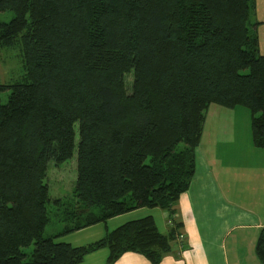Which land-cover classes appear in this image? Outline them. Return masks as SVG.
<instances>
[{
    "label": "trees",
    "instance_id": "trees-1",
    "mask_svg": "<svg viewBox=\"0 0 264 264\" xmlns=\"http://www.w3.org/2000/svg\"><path fill=\"white\" fill-rule=\"evenodd\" d=\"M254 9L255 0H0L13 13L0 46H17L22 64L19 81L0 83V264H77L100 248L104 264L126 251L160 263L181 229L176 205L207 107L249 109L253 145L264 149ZM75 149L81 221L67 226L65 212L62 229L44 236L48 163ZM140 207L167 211V232L146 216L80 246L57 241ZM255 253L264 264V227Z\"/></svg>",
    "mask_w": 264,
    "mask_h": 264
},
{
    "label": "crops",
    "instance_id": "crops-1",
    "mask_svg": "<svg viewBox=\"0 0 264 264\" xmlns=\"http://www.w3.org/2000/svg\"><path fill=\"white\" fill-rule=\"evenodd\" d=\"M254 13L257 24L253 28L264 55V0H255ZM237 108H225L229 110L218 116L206 109L195 149L194 174L176 205L181 229L159 264H262L255 244L264 227V149L253 145L249 132H240L238 117L244 111L239 108L237 117ZM146 216L154 219L162 233L171 225L167 211L140 207L63 235L57 241L80 246L99 239L107 230ZM107 255L108 250L100 248L77 264H104ZM112 264L151 262L139 253L126 251Z\"/></svg>",
    "mask_w": 264,
    "mask_h": 264
},
{
    "label": "rangeland",
    "instance_id": "rangeland-1",
    "mask_svg": "<svg viewBox=\"0 0 264 264\" xmlns=\"http://www.w3.org/2000/svg\"><path fill=\"white\" fill-rule=\"evenodd\" d=\"M255 11V9H254ZM255 14V13H254ZM254 14H251V22H255ZM13 16L12 11L5 10L0 11V24L8 22ZM22 73V64L19 56V51L17 46H0V83L12 84L19 81ZM124 80L126 82L127 91H131V83L133 80L132 73L125 74ZM8 97V91L1 93L0 98L4 103ZM219 108V109H217ZM221 108V109H220ZM243 110L244 113L238 117L240 110ZM218 110V111H217ZM226 110V111H219ZM229 109L225 107L210 104L207 107L209 114H225ZM236 112V113H235ZM234 114L237 115L241 123L239 126L241 128L240 132L246 133L249 132L251 135V125L250 118L251 112L249 109L238 106ZM236 115L233 118L236 123ZM217 121V119H216ZM76 136L75 139H78L77 124L74 125ZM77 175V152L76 149L73 152V155L64 162L54 163L52 160L48 163L47 175L45 177V183L48 185L49 196L51 201L48 204V210L50 215V222L46 226L44 231V236L54 235L60 231L65 224L63 221L64 213L67 212L71 214L72 219L67 223V226H72L73 223L81 221L80 218H75L73 215L79 214L82 211L81 205L77 204L76 198L73 197L72 191ZM58 200V201H54ZM76 208L77 211L76 212ZM103 223V222H102ZM105 223V222H104ZM33 245L23 247V251L29 255L32 252Z\"/></svg>",
    "mask_w": 264,
    "mask_h": 264
}]
</instances>
